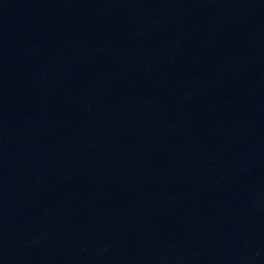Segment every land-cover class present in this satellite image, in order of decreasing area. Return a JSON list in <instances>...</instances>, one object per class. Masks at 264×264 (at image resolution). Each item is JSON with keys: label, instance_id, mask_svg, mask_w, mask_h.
<instances>
[{"label": "water", "instance_id": "95a60500", "mask_svg": "<svg viewBox=\"0 0 264 264\" xmlns=\"http://www.w3.org/2000/svg\"><path fill=\"white\" fill-rule=\"evenodd\" d=\"M264 141V0H0V264H203Z\"/></svg>", "mask_w": 264, "mask_h": 264}]
</instances>
